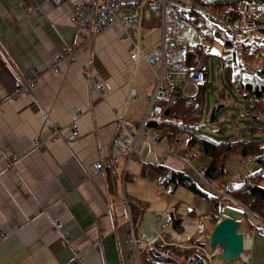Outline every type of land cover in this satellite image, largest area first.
I'll list each match as a JSON object with an SVG mask.
<instances>
[{
	"label": "crops",
	"instance_id": "crops-1",
	"mask_svg": "<svg viewBox=\"0 0 264 264\" xmlns=\"http://www.w3.org/2000/svg\"><path fill=\"white\" fill-rule=\"evenodd\" d=\"M127 11L141 16L144 51H151L161 41L160 16ZM121 32L117 26L89 36L77 26L69 0H0V239L7 234L0 264H139L133 236L178 248L209 244L216 224L213 201L184 186H165L156 168L183 169L217 193L200 174L210 156L183 155L185 134L172 143L175 149L167 139L141 137L124 176L122 158L115 175L95 169L98 161L110 164L120 130L117 112L137 130L161 67L133 62L131 41ZM61 53L65 58L55 71ZM33 74L34 89L16 95L18 83ZM92 79L105 84V91L94 89ZM197 90L198 85L182 88L186 95ZM73 122L77 136L71 135ZM38 140L45 144L37 146ZM232 178L226 182L238 179ZM125 198L132 200L127 204ZM229 205L225 216L239 220L240 231L249 234L234 264H264V221L231 196ZM176 217L180 229L173 226ZM214 251L209 264L230 263L219 248Z\"/></svg>",
	"mask_w": 264,
	"mask_h": 264
},
{
	"label": "trees",
	"instance_id": "trees-1",
	"mask_svg": "<svg viewBox=\"0 0 264 264\" xmlns=\"http://www.w3.org/2000/svg\"><path fill=\"white\" fill-rule=\"evenodd\" d=\"M261 1L263 0H195L197 4L218 17L238 25H243L246 16H248L241 10V6ZM185 12L193 19L199 30V41L187 49L189 63L197 65L201 59L206 60V57L211 54L214 41L222 39L225 44L223 60L229 86L247 101L245 107L248 109V113L264 115V64H261L264 60L260 57L264 50V16L249 18L251 24L254 25L253 29L245 35L233 38L218 23L207 15H203L199 10L189 8ZM247 65H250L251 70L247 69ZM207 69L208 65L202 72L203 78L198 82V90L194 95L184 94L183 84L173 83L175 100L165 105L164 111L160 115L151 117L147 126L167 139L170 144L178 142L179 134H185L188 137V148L182 150L183 155L194 159L198 153L202 152L210 156L211 164L204 169V174L208 177L209 182L225 189L233 198L238 199L240 204L264 221V186L259 183V180L264 177V136L250 139L217 140L200 132L199 127L206 103L205 93L210 85L206 76ZM193 150L194 155L190 153ZM232 152H239L255 159L261 164L260 169L244 178H238L237 183L226 182L225 162ZM109 162L110 164L107 163L104 169L115 175L117 159L110 158ZM156 168L161 172L162 182L165 186L171 184L184 186L198 195L211 199L213 201V220L216 222L219 219L220 215L217 211L219 194H210L209 190L202 188L183 169H168L163 166H156ZM128 200L132 199L128 198ZM181 221V218L178 217L173 219L175 229L181 228ZM139 222L138 218L134 223L136 231ZM254 226L260 227L258 224H254ZM178 247L173 244H164L159 240L155 241L153 245L139 241L140 262L141 264H184L195 254H205L203 246Z\"/></svg>",
	"mask_w": 264,
	"mask_h": 264
},
{
	"label": "built area",
	"instance_id": "built-area-1",
	"mask_svg": "<svg viewBox=\"0 0 264 264\" xmlns=\"http://www.w3.org/2000/svg\"><path fill=\"white\" fill-rule=\"evenodd\" d=\"M66 0H52L54 4H61ZM192 1V0H191ZM190 0H69L71 10L79 29L88 32L89 36L99 34L110 28L120 26L121 38H129L131 41V59L138 63L140 61L148 63L150 66L161 64L157 71V79L152 92L147 97L148 106L141 118L140 125L136 131H130L119 116L121 131L112 143L113 157L128 158L135 151V148L144 135L152 140H158L159 133L147 126L148 120L153 116H158L163 112V107L175 100L172 84L179 82L186 87L193 86L203 78L202 70L205 62L198 65L190 64L188 61V47L199 41V31L193 19L185 12L189 8H195L213 19L216 23L226 28L231 36L237 37L246 34L251 29L249 18L255 15L264 16V1L254 2L249 5L243 4L241 9L246 13L245 23L242 26L231 24L224 19L205 9L200 4H192ZM194 1V0H193ZM129 8L155 13L160 16L161 42L151 51L145 52L142 42L141 22L139 14L127 11ZM251 17H250V16ZM248 17V18H247ZM140 27V28H139ZM137 28V30H136ZM132 30V32H130ZM64 54L56 56L53 69L57 71L59 64L63 60ZM37 74H33L26 81L18 83L16 95L21 92H29L34 89L37 82ZM93 80V79H92ZM93 88L99 92L105 91V84L93 80ZM71 135L78 134L76 123L71 125ZM54 133L52 139L55 140ZM39 145L44 142L39 141ZM12 165L14 162H10ZM96 170H102V162H96ZM208 180L207 178H205ZM227 206V201L223 197L219 202L218 210L222 214ZM58 229L63 227L62 223L56 225ZM7 236L2 233L0 242ZM137 240H135L136 242ZM152 244V242H149ZM137 252V247L134 249ZM206 251V250H205ZM206 256L210 257L211 252L206 251ZM205 257L201 254L194 255L186 264H204Z\"/></svg>",
	"mask_w": 264,
	"mask_h": 264
},
{
	"label": "rangeland",
	"instance_id": "rangeland-1",
	"mask_svg": "<svg viewBox=\"0 0 264 264\" xmlns=\"http://www.w3.org/2000/svg\"><path fill=\"white\" fill-rule=\"evenodd\" d=\"M224 48L223 40L216 39L212 45L211 54L206 57L208 65L206 76L210 85L205 93L206 103L200 132L217 140L250 139L264 136V121L256 113H248V109L245 107L247 101L228 84L223 60ZM261 55L260 57L264 60V51H262ZM250 64L253 65L252 63ZM261 64L263 65L264 61ZM210 123L213 124L208 126ZM260 165L258 161L251 159V157L244 156L239 152H233L225 162V169L227 177H234L232 179H235L245 174L257 172L260 169ZM232 181L235 182L237 179ZM259 183L264 186V177L259 180ZM235 200L238 201L236 198ZM232 208L229 205L227 213H230ZM247 234L246 230H244L243 237H246ZM235 261L236 258L228 262H230L229 264H234Z\"/></svg>",
	"mask_w": 264,
	"mask_h": 264
},
{
	"label": "water",
	"instance_id": "water-1",
	"mask_svg": "<svg viewBox=\"0 0 264 264\" xmlns=\"http://www.w3.org/2000/svg\"><path fill=\"white\" fill-rule=\"evenodd\" d=\"M209 244L211 247L221 244V256L235 259L243 250V234L240 231L239 220L222 216L212 229Z\"/></svg>",
	"mask_w": 264,
	"mask_h": 264
},
{
	"label": "bare ground",
	"instance_id": "bare-ground-1",
	"mask_svg": "<svg viewBox=\"0 0 264 264\" xmlns=\"http://www.w3.org/2000/svg\"><path fill=\"white\" fill-rule=\"evenodd\" d=\"M57 224H59V223H57ZM57 224H56V225H57ZM159 226H160V225H159ZM152 234H153V233H152ZM150 235H151V234H150ZM154 235H155V234H154ZM151 238H152V237H151ZM151 238H150V239H151Z\"/></svg>",
	"mask_w": 264,
	"mask_h": 264
}]
</instances>
